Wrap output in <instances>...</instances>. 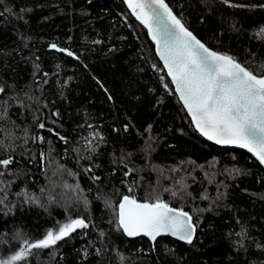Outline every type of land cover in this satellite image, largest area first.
I'll list each match as a JSON object with an SVG mask.
<instances>
[{
	"label": "trees",
	"instance_id": "obj_1",
	"mask_svg": "<svg viewBox=\"0 0 264 264\" xmlns=\"http://www.w3.org/2000/svg\"><path fill=\"white\" fill-rule=\"evenodd\" d=\"M162 1L264 77V0ZM125 195L192 242L127 238ZM0 264H264V169L198 134L126 0H0Z\"/></svg>",
	"mask_w": 264,
	"mask_h": 264
},
{
	"label": "water",
	"instance_id": "obj_2",
	"mask_svg": "<svg viewBox=\"0 0 264 264\" xmlns=\"http://www.w3.org/2000/svg\"><path fill=\"white\" fill-rule=\"evenodd\" d=\"M133 13L155 42V52L195 130L208 142L248 152L264 169V86L236 61L203 45L162 0H133ZM127 238L161 236L189 244L191 216L165 203L125 195L117 206ZM87 228L77 220L72 228Z\"/></svg>",
	"mask_w": 264,
	"mask_h": 264
},
{
	"label": "rangeland",
	"instance_id": "obj_3",
	"mask_svg": "<svg viewBox=\"0 0 264 264\" xmlns=\"http://www.w3.org/2000/svg\"><path fill=\"white\" fill-rule=\"evenodd\" d=\"M126 3L128 4V6L130 7V8H133V0H126ZM253 77V76H252ZM254 79H255V81L259 84V85H262V86H264V77H253ZM68 227L69 226H65V227H63V228H61V230L57 233V234H55V237H59L60 235H62L64 232H66L67 230L66 229H68ZM54 236H48V237H46L44 240H42L41 242H40V244H43V245H45V244H48L49 242H51L53 239Z\"/></svg>",
	"mask_w": 264,
	"mask_h": 264
},
{
	"label": "bare ground",
	"instance_id": "obj_4",
	"mask_svg": "<svg viewBox=\"0 0 264 264\" xmlns=\"http://www.w3.org/2000/svg\"><path fill=\"white\" fill-rule=\"evenodd\" d=\"M221 54V53H220Z\"/></svg>",
	"mask_w": 264,
	"mask_h": 264
}]
</instances>
